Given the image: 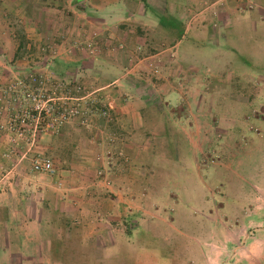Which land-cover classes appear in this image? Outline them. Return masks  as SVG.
Instances as JSON below:
<instances>
[{"label":"crops","instance_id":"crops-1","mask_svg":"<svg viewBox=\"0 0 264 264\" xmlns=\"http://www.w3.org/2000/svg\"><path fill=\"white\" fill-rule=\"evenodd\" d=\"M209 1L0 0V85L15 74L47 66L63 75L54 72L55 78L66 81L77 74L75 71L64 76L70 67L91 71L95 65L111 67L110 58L103 54L117 50L119 44L127 48L140 44L148 52L137 63L144 66V72L135 64L120 77L124 81L120 86L116 84L119 78L97 87L101 88L96 95L97 106L108 104L109 119L95 114L89 125L74 120L58 134H47L39 140L29 155L40 150L50 157L53 174L32 172L29 157L15 163L26 147L14 149L7 134L3 135L0 264H81L80 259L85 264L88 260L92 264L105 260L122 264L120 257L130 251V243L140 231L137 228L159 231L153 219L168 225L157 212L163 209L159 204H178L181 199L156 180L195 179L191 184L196 186L201 178L194 153L190 157L192 172L181 161L176 175L161 170L164 159L173 157L166 149L169 142L163 124L170 107L167 99L178 96V105L170 107L171 115L182 121L183 134L192 151H199L202 130L209 127L207 119L201 118L207 114L201 106L209 94V82L190 73L198 70L194 66L197 48L210 45L220 51V39L232 15L244 8L240 4L251 2ZM75 5L80 12H75ZM92 34L102 48V55L96 59L75 46L92 38ZM162 40L167 47H160ZM168 48L176 51L174 71V65L169 64L165 69L171 74L151 75L147 61L164 62ZM40 54L45 56L44 62L35 59ZM205 67L210 73L219 65L214 59ZM244 94L246 102L253 98ZM253 113L262 116L264 104ZM98 170L104 172V177L96 176ZM181 185L182 202L197 201L204 209L209 208L205 196L199 198L183 181ZM248 201V211L261 210L264 189L255 187ZM217 207H223V203L215 204L214 209Z\"/></svg>","mask_w":264,"mask_h":264},{"label":"rangeland","instance_id":"rangeland-1","mask_svg":"<svg viewBox=\"0 0 264 264\" xmlns=\"http://www.w3.org/2000/svg\"><path fill=\"white\" fill-rule=\"evenodd\" d=\"M248 1L251 2L240 4L244 8L234 13L229 20L225 36L220 39V51H214L210 45L197 48L199 55L194 66L198 70L190 73L209 82V94L206 93L207 98L201 106L204 107L202 112L207 113L201 118L207 119L209 127L202 130L199 151H192L183 134L182 121L171 115L170 107L178 105L177 95L167 99L170 107L163 117L169 142L166 149L171 151L169 155L173 157L164 159L161 170L176 175L180 173L178 167L184 163L182 165L187 171L192 172L190 157L194 153L199 160L198 173L204 182L200 181L194 186L191 182H196L195 179L182 181L187 186L191 184L189 189L194 190L199 198L205 196L209 208L204 209L197 201L182 202L181 180H156L162 184V188L167 187L178 194L181 201L178 204H159L166 212L163 209L157 212L168 225L153 219L159 231L154 233L150 228H137L140 231L130 243V251L120 257L122 264H264V204L259 205L262 207L259 211H248V204L251 205L248 199L254 196L255 187L264 189V114L256 116L253 113L260 111V106L264 104V0ZM74 8L75 12L81 10L78 5ZM135 46H123L103 54L110 58L113 63L111 67L95 65L93 71L81 70L78 66L70 67L64 76L76 71L75 78L70 79V82L97 89L127 74L148 53L143 51L142 45H137L140 48ZM162 46L167 47L166 41L160 42ZM168 49L164 62L158 63V59L147 61L151 75H168L174 71L176 51L175 48ZM100 54L90 55V58L96 59ZM44 55L40 54L35 59L44 62ZM214 59L219 65L216 68L218 70L211 69L209 73L205 65H212ZM169 64L174 67L168 72L165 68ZM48 67L35 70L47 69L52 75L55 72L57 76H63L56 73L58 70ZM137 68L144 72L143 65L137 64ZM215 78L216 82H213ZM122 82L120 78L116 82L117 86ZM243 92L253 98L246 102V98L242 97L245 95ZM218 203H223V207L214 209ZM125 246L121 245L120 250ZM85 262L82 259L79 261L81 264ZM86 264L92 262L88 260ZM102 264L111 262L105 260Z\"/></svg>","mask_w":264,"mask_h":264},{"label":"built area","instance_id":"built-area-1","mask_svg":"<svg viewBox=\"0 0 264 264\" xmlns=\"http://www.w3.org/2000/svg\"><path fill=\"white\" fill-rule=\"evenodd\" d=\"M75 44L91 56L101 52L94 36ZM118 47L123 46L119 44ZM99 90L101 88L89 89L78 82L57 79L47 69L14 75L0 85V140L7 134L14 149L20 145L26 147L15 163L29 157L32 172L53 174L55 169L50 157L39 152L29 153L43 136L58 134L69 122L77 120L89 125L95 114L109 119L108 104L97 106ZM3 116L5 119L1 118ZM96 176L104 177V172L98 170Z\"/></svg>","mask_w":264,"mask_h":264}]
</instances>
